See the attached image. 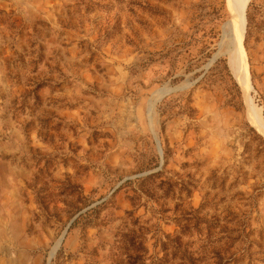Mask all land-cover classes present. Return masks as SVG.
<instances>
[{
    "label": "rangeland",
    "instance_id": "obj_1",
    "mask_svg": "<svg viewBox=\"0 0 264 264\" xmlns=\"http://www.w3.org/2000/svg\"><path fill=\"white\" fill-rule=\"evenodd\" d=\"M231 8L0 0V264H264V0L246 89Z\"/></svg>",
    "mask_w": 264,
    "mask_h": 264
},
{
    "label": "bare ground",
    "instance_id": "obj_2",
    "mask_svg": "<svg viewBox=\"0 0 264 264\" xmlns=\"http://www.w3.org/2000/svg\"><path fill=\"white\" fill-rule=\"evenodd\" d=\"M250 0H230L231 23L222 34V43L219 46L220 54L228 57V63L240 85L246 89L249 86V74L246 56L243 49V38L246 26L245 12ZM253 120L260 131L264 133V121L260 112L255 109Z\"/></svg>",
    "mask_w": 264,
    "mask_h": 264
},
{
    "label": "trees",
    "instance_id": "obj_3",
    "mask_svg": "<svg viewBox=\"0 0 264 264\" xmlns=\"http://www.w3.org/2000/svg\"><path fill=\"white\" fill-rule=\"evenodd\" d=\"M208 56L207 57H209V54H207ZM225 63V62H224ZM225 69L227 70V66L225 65ZM233 85L236 87V83L233 81ZM237 91V90H236ZM238 92V91H237ZM165 158V157H164Z\"/></svg>",
    "mask_w": 264,
    "mask_h": 264
},
{
    "label": "water",
    "instance_id": "obj_4",
    "mask_svg": "<svg viewBox=\"0 0 264 264\" xmlns=\"http://www.w3.org/2000/svg\"><path fill=\"white\" fill-rule=\"evenodd\" d=\"M163 92H161V94H162ZM159 150V149H158ZM160 151V150H159Z\"/></svg>",
    "mask_w": 264,
    "mask_h": 264
}]
</instances>
